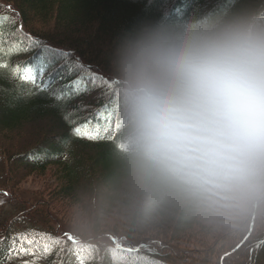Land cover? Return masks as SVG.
Returning a JSON list of instances; mask_svg holds the SVG:
<instances>
[{"label": "trees", "instance_id": "16d2710c", "mask_svg": "<svg viewBox=\"0 0 264 264\" xmlns=\"http://www.w3.org/2000/svg\"><path fill=\"white\" fill-rule=\"evenodd\" d=\"M262 5L264 0H0V141L13 150L0 144V181L14 188L24 173L51 169L57 198L85 203L96 221L90 232L69 235L77 243L68 236L47 254L40 252L36 264H68L81 246L89 250L81 264H264V216L251 214L254 205L241 212L248 221H233L209 251L194 250L186 239L194 231L213 233L217 222L181 206L139 220L121 216L118 209L130 191L110 80L119 38L143 22ZM28 69L37 83L41 75L50 82L48 91L22 78ZM61 75L66 79L58 81ZM78 76L96 78L97 85L63 102L50 94ZM66 113H73L75 123ZM88 121L105 129L101 138L72 134ZM17 212L0 222V242L13 232ZM110 218L123 225H108ZM117 233L139 239L127 242Z\"/></svg>", "mask_w": 264, "mask_h": 264}, {"label": "clouds", "instance_id": "9594fccd", "mask_svg": "<svg viewBox=\"0 0 264 264\" xmlns=\"http://www.w3.org/2000/svg\"><path fill=\"white\" fill-rule=\"evenodd\" d=\"M110 80L123 218L181 206L224 221L264 200V5L143 22L119 38Z\"/></svg>", "mask_w": 264, "mask_h": 264}, {"label": "rangeland", "instance_id": "374dc122", "mask_svg": "<svg viewBox=\"0 0 264 264\" xmlns=\"http://www.w3.org/2000/svg\"><path fill=\"white\" fill-rule=\"evenodd\" d=\"M0 144L5 147V149L9 147L1 141ZM8 149L13 151L12 148ZM27 174L24 173L23 177L18 178L17 185L14 188L10 182L3 185L2 181H0V222L7 216V213L14 214L17 210L19 218L12 229L14 232L12 237L0 245V250H6L8 254H11L10 261H7L6 264H31V262L38 257L39 253L42 252L40 249L29 251V249L33 248V245L23 241L21 237L26 236L29 239L34 238L38 241L42 238L48 239L49 241L58 240L56 245H59L63 244L62 240H66L69 235L74 233L78 235V233L80 234L85 230L90 232L88 228L77 226L81 217H89V214L84 211L86 204H71L67 202V200L57 198L56 187L58 186V182L51 169L44 175ZM1 190H3L2 193ZM263 208L264 200L257 202L254 208L249 210L252 215L258 217L259 215L264 216ZM241 214L243 213L240 212L224 221L214 220L217 222V227L214 229L216 231H213L211 234L194 231L189 233L190 236H188L186 241H189L190 247L195 248L194 250H196V248L201 249L200 251L212 250L216 241L215 239L222 234L221 232H223L226 227L231 226L233 221H236L238 218L243 219L244 223L248 221L249 217L246 220L244 215ZM107 224L116 227L123 225L121 219L113 220L111 218L108 220ZM34 229H41L45 234L52 232L54 237H35V235L28 233L29 230L31 231ZM118 229L120 228H114L113 231L123 233L122 230L119 231ZM111 235L112 234H109L108 237H112ZM117 236L121 238V240L124 239L127 242H134L135 239H139L138 237L132 238V236L131 238L127 237L129 238L127 239L122 234H118ZM106 239L108 240L109 238ZM21 244H23L25 249L23 252L19 251V246ZM81 248L84 254L89 251L88 248H84L83 246H81ZM2 258L3 257L0 255V260H2ZM80 259V253H75L69 260V264H78Z\"/></svg>", "mask_w": 264, "mask_h": 264}, {"label": "snow or ice", "instance_id": "6c2138e0", "mask_svg": "<svg viewBox=\"0 0 264 264\" xmlns=\"http://www.w3.org/2000/svg\"><path fill=\"white\" fill-rule=\"evenodd\" d=\"M22 78L35 84L36 87L39 88L41 91L49 90L50 82L48 80H45L43 75H41L40 82L37 83V77L31 69H28L27 74ZM65 79L66 77L63 75L58 77V81H63ZM97 81L98 79L96 78L78 76L76 80H73L68 85L63 86V89H57L54 92H51L50 94L53 95L58 102H63L80 95L82 92L88 91L91 87L97 85ZM72 115L73 113H66L65 119L68 120L70 123H75V121L71 119ZM104 131L105 129H102L100 125L94 126L91 121H88L86 123L79 124L74 127L72 130V134L77 137L94 140L101 138L104 135ZM21 239L23 241H26L28 244L33 245V248L29 249V251L40 249L42 250L43 254H47L52 249V247L55 246L56 243V241H49L48 239L43 238L39 241L35 240L34 238L29 239L26 236L21 237ZM19 251H25L23 244L19 246Z\"/></svg>", "mask_w": 264, "mask_h": 264}]
</instances>
